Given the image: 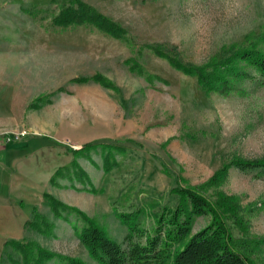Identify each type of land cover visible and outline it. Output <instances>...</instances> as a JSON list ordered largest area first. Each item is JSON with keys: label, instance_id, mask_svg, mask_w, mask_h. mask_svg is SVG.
<instances>
[{"label": "rangeland", "instance_id": "rangeland-1", "mask_svg": "<svg viewBox=\"0 0 264 264\" xmlns=\"http://www.w3.org/2000/svg\"><path fill=\"white\" fill-rule=\"evenodd\" d=\"M73 1L0 0V134L27 131L15 144L23 150L31 139L33 153L24 159L36 165L43 161L44 168L67 164L73 158L68 149L87 141H121L125 148L112 151L116 164L108 171L102 168L99 146L75 155L101 192L84 191L75 179H61V186L50 189L59 200L94 217L122 246L126 228L113 205L138 208L140 226L150 229L148 211L174 205V187L195 189L210 201L218 192L236 196L246 208L247 235L261 240L250 258L264 264L263 172L228 166L219 184L205 185L233 157H264V76L248 68L251 77L235 80L230 93L205 91L194 76L173 68L149 48L174 46L181 61L193 65L221 57L230 46H253L264 52V0H82L125 29L131 45L141 49L137 58L144 69L162 78L152 83L123 62L135 55L126 40L89 25L50 26L59 8ZM94 72L112 80L116 90L72 80ZM38 95L49 102L29 108ZM42 134L50 135L58 153L40 155ZM44 170L35 174L40 187ZM35 207L53 222L52 235L17 222L19 215L31 218V207H22L21 214L19 208L14 214L4 213L10 230L0 236V264H13L8 253L20 259L3 244L12 238L34 239L84 264H98L76 236L80 220L72 215L70 222L54 217L42 195ZM208 220L209 215L195 216L191 232ZM232 232L240 238L238 230L232 227Z\"/></svg>", "mask_w": 264, "mask_h": 264}, {"label": "trees", "instance_id": "trees-1", "mask_svg": "<svg viewBox=\"0 0 264 264\" xmlns=\"http://www.w3.org/2000/svg\"><path fill=\"white\" fill-rule=\"evenodd\" d=\"M49 24L59 28L89 25L111 37L132 44L120 24L82 0H74L60 7L50 18ZM134 46L131 45L135 55L123 61L128 70L141 75L149 83L155 79L162 80L161 77L152 75L144 69L137 58L141 49ZM149 48L156 55L166 58L173 68L194 76L198 85L205 91L230 93L235 80L251 77L248 68L264 76V52L253 46H230L222 51L221 57L211 58L199 65L182 62L174 46L156 44ZM72 80L78 83L94 82L116 90L115 83L100 72L73 77ZM47 102L49 99H45L44 95H38L28 107L37 108ZM97 146L103 150L104 171H108L116 164L112 151H123L125 148L121 141L100 139L87 141L79 148H70L68 150L72 152L73 158L51 173L50 185L59 187L61 186L59 180L75 179L81 183L82 190L89 193L101 192L102 189L94 187L87 172L75 157L79 153L87 154L90 148ZM228 166L240 170L259 169L264 174V157L253 159L233 157L228 165L218 169L205 185L219 184L225 177ZM70 187L78 189L73 184ZM172 192L177 195L174 205H163L160 210L148 211L147 214L152 220L150 229L140 226L137 220L140 213L138 208L122 210L113 205L115 216L126 228L123 237L125 246L111 237L94 217L80 208L59 200L49 192H43L42 196L54 217L70 222L69 217L72 215L82 222L81 226L76 228V236L88 255L98 264H254L250 258L251 252L259 246L261 240L247 235L244 221L246 208L240 205L236 196L218 192L214 201H210L200 191L191 188L174 187ZM199 215H209V220L203 227L191 232L193 218ZM23 224L24 227L45 236L52 235L54 227L53 222L35 206L32 208L31 218ZM232 227L241 234L240 238L233 235ZM3 244L20 255L18 260L7 254L8 260L13 264H46L50 260H55L59 264H84L81 259L45 248L34 239L25 241L7 239Z\"/></svg>", "mask_w": 264, "mask_h": 264}, {"label": "crops", "instance_id": "crops-1", "mask_svg": "<svg viewBox=\"0 0 264 264\" xmlns=\"http://www.w3.org/2000/svg\"><path fill=\"white\" fill-rule=\"evenodd\" d=\"M1 84V82H0ZM45 139L40 141V155H47L48 152L58 153L53 146V141L49 138L50 135L42 134ZM26 137V136H25ZM31 140V139H30ZM30 140L26 146V149L21 150L16 144L15 141H9L6 143H0V236H5V232L10 230V224H5L4 213L14 214L18 208L26 207L31 210L36 206L37 199L41 197L43 192H51L50 187L53 186L49 183V177L51 173L55 170L57 166H50L47 168L43 167V161L38 163V165L33 164L30 161H26L25 157L32 155V150L30 146ZM44 147V148H43ZM38 148V147H37ZM45 149V150H44ZM52 149V150H49ZM35 150V155H36ZM63 156V154H62ZM68 156V155H67ZM25 160V161H24ZM31 160V159H29ZM69 161V157L67 158ZM61 165V164H60ZM36 166L37 169L43 171V184L37 183L36 179ZM59 166V165H58ZM48 182V184H47ZM39 196V197H38ZM25 197V198H24ZM21 205H23L21 207ZM18 217V216H17ZM28 218H22L20 215L17 219V222H24ZM13 221H16V217H12ZM4 229V230H3ZM14 239V238H12Z\"/></svg>", "mask_w": 264, "mask_h": 264}, {"label": "built area", "instance_id": "built-area-1", "mask_svg": "<svg viewBox=\"0 0 264 264\" xmlns=\"http://www.w3.org/2000/svg\"><path fill=\"white\" fill-rule=\"evenodd\" d=\"M27 134V131L24 130H18V131H12V132H4L0 134V143H6L9 141H16L20 140L21 138L25 137Z\"/></svg>", "mask_w": 264, "mask_h": 264}]
</instances>
